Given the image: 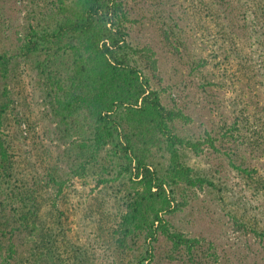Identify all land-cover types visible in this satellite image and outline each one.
<instances>
[{
	"label": "rangeland",
	"instance_id": "rangeland-1",
	"mask_svg": "<svg viewBox=\"0 0 264 264\" xmlns=\"http://www.w3.org/2000/svg\"><path fill=\"white\" fill-rule=\"evenodd\" d=\"M114 1L136 64L172 112V132L196 146H180L183 160L215 183L174 189L165 216L183 244L161 233L141 264H264V13L253 0L235 3L234 23L219 0ZM57 2L0 0L4 42L16 45L28 26L50 23ZM51 58L19 59L12 70L0 125L12 168L0 179L35 190L42 223L74 264H136L144 238L124 252L114 229L140 183L120 173L115 140L90 158L91 137L55 116L37 65L65 71ZM168 161L155 152L158 168ZM7 261L0 252V264Z\"/></svg>",
	"mask_w": 264,
	"mask_h": 264
},
{
	"label": "trees",
	"instance_id": "trees-1",
	"mask_svg": "<svg viewBox=\"0 0 264 264\" xmlns=\"http://www.w3.org/2000/svg\"><path fill=\"white\" fill-rule=\"evenodd\" d=\"M219 1L229 7L231 16L227 17L235 23L239 16L235 3L245 0ZM253 2L262 15L264 0ZM57 5L50 23L28 26L16 45L6 44L0 32V125L8 107L2 96L15 64L47 52L58 68L63 65L65 69L58 73L48 63L39 60L37 64L51 87L55 116L91 137L96 150L90 158L115 140L123 166L120 173L131 174L140 183L120 215L114 235L124 252L144 238L145 252L136 264L150 261L159 234L173 238L177 247L183 244L165 216L174 207V189L215 183L194 176L183 160L180 146H196L172 132V112L136 64L138 50L127 39L115 1L58 0ZM162 151L169 157L164 169L154 163L155 152ZM11 163L0 135V177L12 168ZM259 180L263 185L264 179ZM4 181L0 179V252L13 264H74L69 255L62 254L57 234L42 223L35 190Z\"/></svg>",
	"mask_w": 264,
	"mask_h": 264
}]
</instances>
